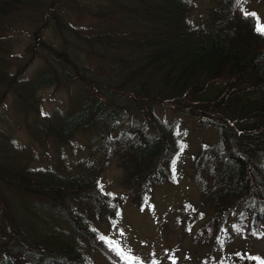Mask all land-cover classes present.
<instances>
[{
    "label": "trees",
    "instance_id": "16d2710c",
    "mask_svg": "<svg viewBox=\"0 0 264 264\" xmlns=\"http://www.w3.org/2000/svg\"><path fill=\"white\" fill-rule=\"evenodd\" d=\"M40 1L0 0V18L32 9L27 16L36 23L37 37L53 25L62 40L61 46L40 41L46 68L19 84L25 67L11 72L5 61H11L13 45L0 33V55L6 56H0V98L14 94L17 113L35 116L28 128L38 141L53 139L67 155L75 135L87 134L89 153L71 169L64 162L33 170L18 165V156L0 140V264H91L89 243L115 262L130 264L97 223L116 226L128 201L144 209L156 185L176 181L190 128H181L183 116L219 133L192 157L210 215L195 231L194 243L221 240L238 205L236 229L247 238L263 235L264 34L257 27L264 23L252 6L263 0H213L198 20L196 0H102L98 9L79 0H47L39 7ZM66 6L118 21L121 28L80 29L68 19ZM84 44L92 49L80 52ZM41 84L67 85L77 90L70 96L77 100L67 111L49 113L36 97ZM160 108L177 117L169 121ZM113 162L124 170L131 194L116 197L102 185ZM20 205L33 209L37 226L21 224ZM202 215L187 224L192 227ZM193 264H264V257L220 260L209 252Z\"/></svg>",
    "mask_w": 264,
    "mask_h": 264
},
{
    "label": "rangeland",
    "instance_id": "374dc122",
    "mask_svg": "<svg viewBox=\"0 0 264 264\" xmlns=\"http://www.w3.org/2000/svg\"><path fill=\"white\" fill-rule=\"evenodd\" d=\"M47 0H41L38 6L41 7ZM102 0H79L82 4L98 9ZM198 10L194 13L196 20L201 19L203 13L208 11L213 0H196ZM38 2V1H37ZM36 6V3H35ZM258 10L264 23V0L252 5ZM67 8V17L72 25L78 28H85L92 32L106 30H120L121 27L110 19H97L82 13L78 10ZM44 13L46 12L43 8ZM34 14L30 10H17L12 14L0 18V33L5 34L11 41L13 48L6 61L11 72H17L24 68L21 80L33 77L46 68L47 52L40 50V41L46 39L50 44L61 46V37L57 36L53 25L47 26L37 37L36 23L28 18L27 14ZM38 12V11H37ZM53 21V20H52ZM73 39H83L80 34H73ZM33 55V49L37 48ZM92 49L91 44H84L81 51L88 52ZM87 54V53H85ZM29 81V80H28ZM67 85L57 88L55 85H43L38 87L36 97L40 100L41 106L49 113L58 108L65 111L71 108V104L77 99H70L71 93L77 90L68 89ZM74 88V85H70ZM3 87H0V96L3 94ZM77 88V85L75 86ZM72 91V92H71ZM16 97L9 93L3 100L0 98V140L8 148V153L18 156V165L31 169L49 168L56 164L65 162L66 168H73L78 159L88 154L86 148L88 142L87 134H76L71 146L67 147V155L61 153L58 142L50 139L47 142H40L33 137L28 128L35 116L28 112L17 113L15 110ZM158 113L169 121L177 117L171 109H158ZM28 114V115H27ZM31 125V124H30ZM181 128L189 126V132L185 138L186 148L179 154L176 162V181H168L154 187L151 200L146 208H141L137 203L128 201L123 208V215L116 226L105 222H98L97 226L111 238L128 257L130 264H193L209 252H215L220 260L240 259L247 254H259L264 257V234L247 238L243 232L237 230L235 221L237 212H241L242 206L238 205L236 212L228 219L221 240L214 245H197L193 241V235L197 228L205 223L210 216L208 206L201 197V191L193 172V154L198 152L205 144H213V139H218V130L215 127L199 126L193 117H182ZM195 129H192L194 128ZM188 128V127H187ZM211 139V141H209ZM2 144L0 143V148ZM13 149V150H12ZM66 149V148H65ZM63 151H65L63 149ZM66 157L65 161L63 158ZM124 170L115 162L102 175L101 182L105 190L110 191L116 197H122L123 193H132L124 183ZM188 206L187 210L182 209ZM202 215L198 221L190 227L188 219L194 215ZM17 218L26 228L37 226L34 222L33 209L29 205H20L17 208ZM179 214H183V221H180ZM91 264H119L97 249L91 243L88 246Z\"/></svg>",
    "mask_w": 264,
    "mask_h": 264
},
{
    "label": "snow or ice",
    "instance_id": "6c2138e0",
    "mask_svg": "<svg viewBox=\"0 0 264 264\" xmlns=\"http://www.w3.org/2000/svg\"><path fill=\"white\" fill-rule=\"evenodd\" d=\"M245 15L247 16V15H254V14H248V13H245ZM257 31L261 32V34H264V27H260V26H258V27H257Z\"/></svg>",
    "mask_w": 264,
    "mask_h": 264
}]
</instances>
